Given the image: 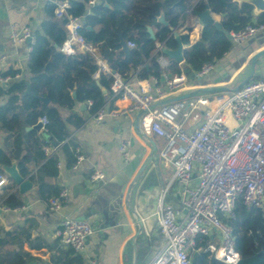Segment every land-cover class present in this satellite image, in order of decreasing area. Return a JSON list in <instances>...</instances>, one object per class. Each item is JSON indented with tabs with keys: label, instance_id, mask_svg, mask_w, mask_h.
Segmentation results:
<instances>
[{
	"label": "trees",
	"instance_id": "obj_1",
	"mask_svg": "<svg viewBox=\"0 0 264 264\" xmlns=\"http://www.w3.org/2000/svg\"><path fill=\"white\" fill-rule=\"evenodd\" d=\"M53 1L62 0H48L42 32L35 33L27 62L33 93L47 97L49 104L32 95H23L25 80H17L0 91L8 96L0 104V131L5 133V149L0 148V164L11 165L12 159L17 160L20 174L35 184L38 198L45 202L62 190L58 185L46 181V177H55L59 173L58 151L63 152L69 167L77 162L82 153L69 125L78 128L83 125L84 118L72 113L64 119L56 106L72 109L77 102L92 100L89 112L94 115L106 103V94L97 82L111 92L113 81L112 76L106 73L94 78L98 64L91 53L77 50L68 55L61 50L66 39V20L55 17ZM67 1L72 15L84 17L81 32L96 48L99 57L126 79L132 76L140 80L152 76L161 79L163 69L155 54L157 44L176 49L178 41L172 31L182 24L189 28L195 11L209 9L212 15L220 17L218 22L229 33L249 24H264V13L255 14L251 4L236 0H98L94 5L89 4L90 0ZM162 11L167 25L158 21ZM87 26L92 27V30H87ZM148 27L153 30L155 39L150 38ZM122 39L127 43H135V46L130 47L129 61L124 59ZM181 40L183 44L190 43L187 34L182 33ZM232 47L233 41L222 30L204 26L198 41L189 49L185 48V64L189 70L198 73L204 65L216 64ZM166 70L171 74L184 71L181 64L173 59H169ZM73 92L76 97H73ZM43 116L48 120L43 128L45 133L34 128ZM52 140L58 143V147L48 155L46 147L52 145ZM36 165L38 168L34 172ZM0 173L5 174L1 167ZM23 205L22 195L9 178V183L0 192V206L15 209ZM220 217L232 227L235 249L240 256L247 258L261 251L260 260L264 264L262 211L257 207L248 208L239 198L233 215L221 214ZM36 228L34 218H27L23 224L9 230L0 228V264H26L35 258L30 250L49 247L39 235L33 236ZM207 241L208 237H203L198 246H205ZM50 264H83V260L71 248L58 246L50 256ZM193 264L225 263L215 259L209 252H202L194 257Z\"/></svg>",
	"mask_w": 264,
	"mask_h": 264
},
{
	"label": "built area",
	"instance_id": "obj_2",
	"mask_svg": "<svg viewBox=\"0 0 264 264\" xmlns=\"http://www.w3.org/2000/svg\"><path fill=\"white\" fill-rule=\"evenodd\" d=\"M97 2L90 0L89 4ZM53 3L55 17L66 20V39L61 50L68 55L77 50L91 53L98 64L94 78L101 73L111 75V98L130 101L140 112L142 131L165 141L159 158L170 165L172 175L160 192L155 210L164 242L148 264H193V255L202 252L211 253L225 264H236L241 256L235 249L233 229L220 215H233L237 200L242 198L248 208L257 207L264 216V77L248 81L230 95H197L155 107L156 98L189 92L188 75H168V59L162 53L158 59L163 69L161 79L152 76L134 82L124 78L99 57L82 34L84 17L72 15L67 0ZM263 30L264 24H249L230 32L231 40L238 44ZM10 38L13 44L29 38L34 41L28 26L13 28ZM127 44L135 46L134 42ZM163 46L157 44V51L161 52ZM212 67L204 65L195 73L196 77H204ZM15 78L17 75L1 73L0 91L7 89ZM86 105L90 108L92 100L86 101ZM105 114L103 107L94 116L102 120ZM40 121L45 126L48 120L43 116ZM57 147L46 149V153L52 154ZM127 149V142H123L120 151L125 160ZM82 158L78 156L74 167ZM102 177L96 170L90 179ZM8 183V175L0 173V191ZM68 196L69 191L62 189L49 200V208L58 211ZM94 232L90 222L70 217L61 219L55 228L59 242L76 253L84 251ZM203 237H208L206 245L198 246Z\"/></svg>",
	"mask_w": 264,
	"mask_h": 264
},
{
	"label": "crops",
	"instance_id": "obj_3",
	"mask_svg": "<svg viewBox=\"0 0 264 264\" xmlns=\"http://www.w3.org/2000/svg\"><path fill=\"white\" fill-rule=\"evenodd\" d=\"M47 5L48 0H0V74L17 75L13 82H30L27 62L33 42L26 39L13 44L11 31L13 28L28 26L33 35L42 32V23L47 17ZM254 13L258 14L255 9ZM212 16L216 21L220 18L217 15ZM202 28L195 15L189 28L182 24L175 30L180 35H189L190 43L184 44L189 49L198 41ZM263 48L264 30L241 43H233L232 49L213 65L202 81L193 80L191 75L195 73L188 71L191 83L189 91L194 90L198 83L209 87H226L229 91L223 95H230L249 75L252 74L250 80L263 78L264 54L258 57L254 66L251 63L252 56ZM155 54L158 60L162 51L156 50ZM181 66L186 73L184 66ZM167 74L174 75L170 72ZM129 79L134 82L140 80L135 76ZM100 87L106 94V114L102 120H97L89 112L88 106L81 109V104L86 102H77L72 109L56 106L64 119L72 113L84 118L83 125L78 128L69 125L74 139L80 145L83 158L75 167H69L65 155L59 150V173L55 177H46L49 183L69 191V196L61 208L52 211L49 202L40 200L35 184L28 192L21 194L23 209L6 210L0 206V228L9 230L23 224L27 218H34L37 228L33 230V236L39 235L49 244V247L41 250H30L35 258L26 264H50V256L55 248L66 247L55 236V228L65 217H85L84 220L95 228V232L87 239L84 251L74 252L81 256L83 264H134L135 260L136 264H148L163 245L164 237L160 233L155 210L160 192L172 175L170 165L159 158L165 141L156 134L142 131L139 123L140 112L134 109L130 101L112 99L110 90ZM178 95L181 93H174L167 98H156L154 106L167 104L165 101ZM7 98L6 94H2L0 104ZM123 142L128 144L127 160L120 151ZM0 148L5 149V133L1 131ZM55 151L56 149L53 152ZM12 163L17 164V160L12 159ZM96 170L103 177L92 181L90 176ZM169 201L175 203L172 197H169ZM140 223L143 231L135 238L140 230ZM25 248L28 249L27 246ZM197 255L199 254H194L192 260Z\"/></svg>",
	"mask_w": 264,
	"mask_h": 264
},
{
	"label": "water",
	"instance_id": "obj_4",
	"mask_svg": "<svg viewBox=\"0 0 264 264\" xmlns=\"http://www.w3.org/2000/svg\"><path fill=\"white\" fill-rule=\"evenodd\" d=\"M182 1L183 0H178V2H182ZM236 1H238L240 3H242V2L249 3V4H251L254 7V9L258 13H264V0H236ZM195 15L198 17V20H199V23H200L201 27L208 26V25L209 26H214L216 29L222 30L227 35V37L231 39V34L229 32H227V31L222 29L221 23L216 21L213 18V16H212V14H211L209 9H206L203 12L195 11ZM158 21L161 22L164 25H167V21L165 20V16H164L163 11L159 15ZM87 30L91 31L92 27L87 26ZM148 32L150 34V38L155 39L154 32H153V30L150 27H148ZM172 35L178 41V47L176 49H169V48L163 46L161 48V51H162L163 54H165L168 57V59H173L175 62H177L179 64H182L184 66V69L186 70V74L189 75L188 74L189 73L188 72L189 69H188L187 65L185 64V59H184L185 47H184V44H183V42L181 40V35L175 29H173ZM28 41L30 42L31 38H29ZM121 46H122V50L125 52V58H124L125 61H129L130 47L128 46L127 42L125 40H123V39L121 40ZM263 54H264V48L259 50L258 52H256L252 56L251 63H252L253 66L255 65V62L258 59V57L263 55ZM251 77H252V74L249 75L244 81H242V83H240L234 89V91H237L245 83L250 81ZM191 78L193 80L197 81V82H200L203 79V77H196L195 74H192ZM98 85L101 86L99 82H98ZM196 85L197 86H196V88L194 90L186 92V93H183V94L178 95L176 97H173L171 99H168L165 102L166 103H171V102H174V101L184 100V99H188V98L197 96L199 94H218V95L221 96V95H223L224 92L229 91V89L226 88V87H214V86H210L209 87V86H204V85H201V84H198V83ZM22 94L23 95H32V96L38 98L41 102H43L45 104H49V102H50L47 97H41V96L35 95L33 93L32 89H31V83L29 81L26 83V88H25V90L23 91ZM73 97H76V93L75 92H73ZM86 108H87L86 103H82L81 104V109H86ZM43 127L44 126L41 123V121L34 126V128H36L37 130H43ZM28 128H31V127H28ZM43 132H44V130H43ZM46 137H48L47 134H46ZM51 143H52V145L54 147L58 146V143L56 141L52 140ZM0 167L5 171V173L8 175V177L16 184L20 194H25L30 189H32L34 183L31 180H29L28 178H25V177H23L20 174V172L18 170V167H17V164L12 163L11 165H1ZM79 219L84 220L85 217H80ZM102 226L104 227V225H102ZM142 231H143V226L140 223V230L136 234L135 238ZM260 254H261V251L260 252H255L252 256L247 257V258H242L241 257L236 264H262V262L260 260ZM134 264H136V260H135Z\"/></svg>",
	"mask_w": 264,
	"mask_h": 264
}]
</instances>
